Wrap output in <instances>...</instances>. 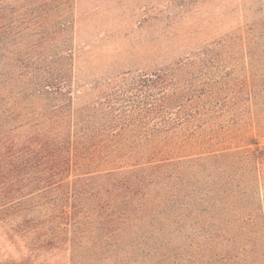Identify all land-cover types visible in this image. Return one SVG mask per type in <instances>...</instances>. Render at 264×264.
<instances>
[{
    "label": "trees",
    "instance_id": "obj_1",
    "mask_svg": "<svg viewBox=\"0 0 264 264\" xmlns=\"http://www.w3.org/2000/svg\"><path fill=\"white\" fill-rule=\"evenodd\" d=\"M73 5L0 0L10 236L38 264H264V145L198 138L221 116L264 132V72L224 69L241 50L260 63L264 15L151 71L85 86Z\"/></svg>",
    "mask_w": 264,
    "mask_h": 264
},
{
    "label": "rangeland",
    "instance_id": "obj_2",
    "mask_svg": "<svg viewBox=\"0 0 264 264\" xmlns=\"http://www.w3.org/2000/svg\"><path fill=\"white\" fill-rule=\"evenodd\" d=\"M73 6L75 76L85 86L124 72L151 71L235 35L264 15V0H74ZM224 65L233 78L244 79L255 69L264 72V53L260 63L250 64L241 50ZM202 137L217 139L220 147L264 145L258 126L224 116L213 118L199 133ZM54 254L47 258L56 260ZM0 264H38L25 241L11 237L1 222Z\"/></svg>",
    "mask_w": 264,
    "mask_h": 264
}]
</instances>
